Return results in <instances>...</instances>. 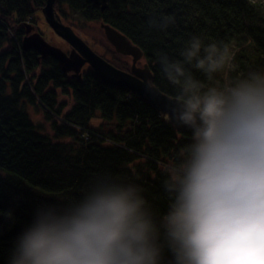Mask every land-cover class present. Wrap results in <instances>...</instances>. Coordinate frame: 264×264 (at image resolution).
Here are the masks:
<instances>
[{
  "label": "clouds",
  "instance_id": "9594fccd",
  "mask_svg": "<svg viewBox=\"0 0 264 264\" xmlns=\"http://www.w3.org/2000/svg\"><path fill=\"white\" fill-rule=\"evenodd\" d=\"M175 22L148 21L161 30ZM179 55L158 56L175 89L165 119L190 134L160 164L164 210L140 184L99 173L76 197L38 203L5 264H264V71L205 86L190 69L209 81L229 72L231 46L193 36ZM0 220L17 223L12 209Z\"/></svg>",
  "mask_w": 264,
  "mask_h": 264
},
{
  "label": "trees",
  "instance_id": "16d2710c",
  "mask_svg": "<svg viewBox=\"0 0 264 264\" xmlns=\"http://www.w3.org/2000/svg\"><path fill=\"white\" fill-rule=\"evenodd\" d=\"M45 5L46 0H0V19L7 24H0V213L12 209L17 218L11 227L0 220V264L38 203L76 197L99 173L140 184L154 207L164 210L160 164L190 135L176 132L126 90L107 87L88 72L81 83L69 80L54 61L39 63L37 53L20 50L23 32L14 20L31 18ZM56 9L64 22L100 21L125 35L143 51L154 75L152 84L169 97L175 89L164 77L158 56L182 59L179 53L193 36L205 45L222 41L237 47L229 76L218 73L209 81L190 69L205 86L250 70L264 71V0H111L104 13L90 0H58ZM169 15L176 22L167 29L149 27L150 18ZM7 29H14L19 44ZM59 90L74 98L68 112ZM26 108L45 117L34 120ZM97 115L111 122L91 128Z\"/></svg>",
  "mask_w": 264,
  "mask_h": 264
},
{
  "label": "water",
  "instance_id": "95a60500",
  "mask_svg": "<svg viewBox=\"0 0 264 264\" xmlns=\"http://www.w3.org/2000/svg\"><path fill=\"white\" fill-rule=\"evenodd\" d=\"M91 1L96 6L101 7L102 11L105 12L111 0ZM57 2L58 0H46V5L42 13L45 15L46 22L56 35L67 43L69 50H64L58 45L49 43L37 31L35 25L26 32V37L23 41V50L25 52H37L40 60H45L48 57L53 58L58 62L63 74L69 75L70 80L75 79L81 82L86 71H93L94 75L103 85L127 90L137 99L151 105L157 113L165 118L167 111L165 106L169 104L172 98L160 90L159 97H155L146 89V83L148 81L153 82L154 75L149 65L144 62L145 55L142 50L110 25L106 23L101 24V30L114 50L118 53L128 55L131 59L130 73L112 67L104 58L94 53L93 49L70 26L65 25L57 17V12L55 11ZM172 127L178 133L186 132L182 129L175 128L173 125Z\"/></svg>",
  "mask_w": 264,
  "mask_h": 264
},
{
  "label": "rangeland",
  "instance_id": "374dc122",
  "mask_svg": "<svg viewBox=\"0 0 264 264\" xmlns=\"http://www.w3.org/2000/svg\"><path fill=\"white\" fill-rule=\"evenodd\" d=\"M43 9L35 13L31 18L25 19L26 23L31 22L32 25H35L37 27V31L41 33L42 36L45 37L49 43L58 45L62 47L64 50H69V46L67 45V43L64 40H62L60 37H58L56 33L53 31V29L46 22L45 15L42 13ZM21 22L22 21H20L19 19L14 20V23H18L17 25L18 27L19 25H22ZM65 23L68 26H70L77 35H79L98 55H100L106 61L116 60L115 55H114V48L108 42L103 31L101 30L100 21L99 22L97 21H78L76 19V20H66ZM231 48L235 51V53L237 52L236 46H233ZM233 66L235 65L233 64ZM124 71L130 73L129 69L127 70L124 69ZM230 71L226 72V76H229ZM59 100H60V103L68 104V106L64 109L65 112H68L71 109V107L75 105L73 97H68L66 95H63L61 94V92H60ZM32 111L34 112V116H33L34 120L37 116H39L38 117L39 121L43 120L42 117L43 118L45 117L44 112L43 113L41 112V114H39L34 109H32ZM93 120H92L93 125L96 126V128L99 127L98 125L99 123L95 121V119ZM46 126H47L48 131H50L51 128L49 126V123L48 125L46 124Z\"/></svg>",
  "mask_w": 264,
  "mask_h": 264
},
{
  "label": "bare ground",
  "instance_id": "6f19581e",
  "mask_svg": "<svg viewBox=\"0 0 264 264\" xmlns=\"http://www.w3.org/2000/svg\"><path fill=\"white\" fill-rule=\"evenodd\" d=\"M91 1V0H90ZM92 2V1H91ZM94 4V3H93ZM95 5V4H94ZM96 6V5H95ZM96 7H98V6H96ZM98 8H100L101 9V7H98ZM108 10V9H107ZM106 10V11H107ZM56 12H57V17L58 18H60L61 20H62V22L65 24V25H67L64 21H63V19H62V17H61V15H60V13L57 11V9L55 10ZM101 11H102V9H101ZM105 11V12H106ZM102 13H104L103 11H102ZM22 23V25H19V27L17 26V29L19 30V31H22L23 32V37H22V39H21V43L19 44L18 43V41H17V38L16 37H14L15 36V33L14 32H12V31H14V29H7V31L9 32V34L12 36V37H14V39L16 40V42L19 44V49L20 50H22L23 52H25L24 50H23V41H24V38L26 37V32H27V30H29L30 28H32L33 27V25L31 24V22H29V23H26V21L24 20V21H22L21 22ZM104 22H101V24H103ZM0 24L3 26V27H7V24L4 22V21H2L1 19H0ZM68 26V25H67ZM119 32V31H118ZM122 34V33H121ZM125 36V35H124ZM130 40V39H129ZM131 41V40H130ZM132 42V41H131ZM93 52L94 53H96L94 50H93ZM143 52V51H142ZM35 53H37V52H35ZM38 54V53H37ZM39 55V54H38ZM114 55H115V58H116V60H111V61H107L109 64H111V66L112 67H115V68H117V69H119V70H122V71H124V69H131V59H130V57L128 56V55H126V54H123V53H118L117 51H115L114 50ZM39 58H40V56H39ZM48 60H52V61H54L55 63H57L58 64V62L56 61V60H54L53 58H51V57H48L47 59H45V60H40V59H38V62L39 63H43V62H45V61H48ZM59 65V64H58ZM36 72H38L39 74H42L41 72H40V70H37ZM92 73L93 75H94V72L93 71H90V70H88V71H86V73ZM86 73H85V75H86ZM95 76V75H94ZM26 77H27V74H26ZM96 77V76H95ZM97 78V77H96ZM70 80V79H69ZM82 80H83V78H82ZM78 82V81H77ZM78 83H81V82H78ZM209 85H211L210 83H209ZM55 87H58V85L57 84H55ZM108 87V86H107ZM58 88H60V87H58ZM111 88H115V89H118V90H121V89H119V88H116V87H111ZM60 92H62V93H64L62 90H59ZM127 91V90H126ZM69 94L71 93L70 91H67ZM128 92V91H127ZM129 97V96H128ZM136 98V97H135ZM171 98H173V97H171ZM138 100H140V99H138ZM142 101V100H141ZM144 102V101H143ZM145 103V102H144ZM147 104V103H146ZM148 106H150L151 108H153L151 105H149V104H147ZM154 109V108H153ZM26 111H27V113H28V115L30 116V117H32V116H34V112L32 111V110H30V109H25ZM155 110V109H154ZM156 111V110H155ZM37 112V111H36ZM159 114V113H158ZM162 118H163V116L161 115V114H159ZM39 119V118H38ZM94 119H95V121H97L99 124V129L101 128V127H104L105 125H106V123H110L111 121L109 120V119H105V118H103V116L102 115H97V116H95L94 117ZM94 121V120H93ZM92 121V122H93ZM91 122V123H92ZM93 123L91 124V128H93ZM94 127H96V126H94ZM89 131V130H88ZM88 131H86L85 133L86 134H90ZM185 133V132H184ZM184 133H179V134H184ZM90 135H93L92 133L90 134ZM64 141H67V142H69L70 140L68 139V138H65V139H63Z\"/></svg>",
  "mask_w": 264,
  "mask_h": 264
}]
</instances>
